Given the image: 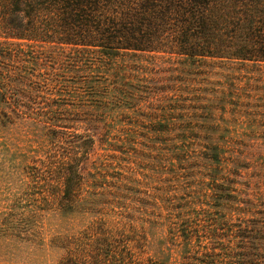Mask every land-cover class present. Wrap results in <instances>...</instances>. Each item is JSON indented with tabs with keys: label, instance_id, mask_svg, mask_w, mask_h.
Listing matches in <instances>:
<instances>
[{
	"label": "rangeland",
	"instance_id": "374dc122",
	"mask_svg": "<svg viewBox=\"0 0 264 264\" xmlns=\"http://www.w3.org/2000/svg\"><path fill=\"white\" fill-rule=\"evenodd\" d=\"M35 64L26 113L0 89V264H229L257 241L240 234L264 220V64L124 50Z\"/></svg>",
	"mask_w": 264,
	"mask_h": 264
},
{
	"label": "trees",
	"instance_id": "16d2710c",
	"mask_svg": "<svg viewBox=\"0 0 264 264\" xmlns=\"http://www.w3.org/2000/svg\"><path fill=\"white\" fill-rule=\"evenodd\" d=\"M0 34L6 40L0 42V89L13 90V110L23 115L25 86L40 83L24 72L47 56L84 65L90 50H124L165 52L191 65L208 60L264 64V0H0ZM7 57L25 68L2 70ZM73 174L66 178L68 199L78 189V172ZM251 221L240 236L258 242L243 240L229 264L259 263L264 220ZM81 257L95 263L91 254Z\"/></svg>",
	"mask_w": 264,
	"mask_h": 264
}]
</instances>
